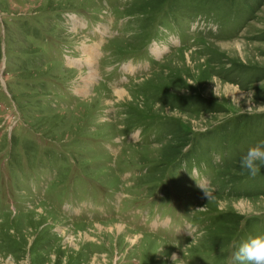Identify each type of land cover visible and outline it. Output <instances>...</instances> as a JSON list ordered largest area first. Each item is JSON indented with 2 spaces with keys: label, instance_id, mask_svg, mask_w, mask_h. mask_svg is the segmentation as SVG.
<instances>
[{
  "label": "rangeland",
  "instance_id": "1",
  "mask_svg": "<svg viewBox=\"0 0 264 264\" xmlns=\"http://www.w3.org/2000/svg\"><path fill=\"white\" fill-rule=\"evenodd\" d=\"M259 139L264 0H0V264H229Z\"/></svg>",
  "mask_w": 264,
  "mask_h": 264
},
{
  "label": "clouds",
  "instance_id": "2",
  "mask_svg": "<svg viewBox=\"0 0 264 264\" xmlns=\"http://www.w3.org/2000/svg\"><path fill=\"white\" fill-rule=\"evenodd\" d=\"M239 165L252 177L259 174L264 167V139H259L246 148L240 157ZM205 194L208 195L206 192ZM189 235L191 236L190 233ZM233 249L229 264H264V233L250 234L234 242ZM172 259L176 264L175 254Z\"/></svg>",
  "mask_w": 264,
  "mask_h": 264
},
{
  "label": "bare ground",
  "instance_id": "3",
  "mask_svg": "<svg viewBox=\"0 0 264 264\" xmlns=\"http://www.w3.org/2000/svg\"><path fill=\"white\" fill-rule=\"evenodd\" d=\"M84 50H85V54H86V62L88 65H92L93 63V57H94V50H93V46H91V48L89 47V45H85L84 47ZM87 65V66H88ZM89 67V66H88ZM94 70V69H93ZM94 75H96V72L90 70L89 72V76L87 79L83 80V86L80 88V90L78 91L79 93H83V90L86 89L87 87V84L89 82H91V78L94 77ZM123 90H116V94L121 96L123 94ZM124 95V94H123ZM120 226V225H119ZM116 228V227H115Z\"/></svg>",
  "mask_w": 264,
  "mask_h": 264
}]
</instances>
